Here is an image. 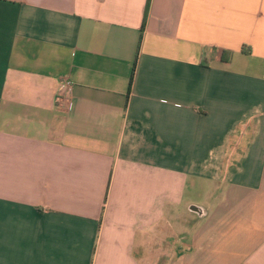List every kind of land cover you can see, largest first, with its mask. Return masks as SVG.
I'll list each match as a JSON object with an SVG mask.
<instances>
[{"label": "crops", "instance_id": "1", "mask_svg": "<svg viewBox=\"0 0 264 264\" xmlns=\"http://www.w3.org/2000/svg\"><path fill=\"white\" fill-rule=\"evenodd\" d=\"M145 3L0 0V264H264V0Z\"/></svg>", "mask_w": 264, "mask_h": 264}, {"label": "built area", "instance_id": "2", "mask_svg": "<svg viewBox=\"0 0 264 264\" xmlns=\"http://www.w3.org/2000/svg\"><path fill=\"white\" fill-rule=\"evenodd\" d=\"M73 86L68 79H61V85L58 89V98L60 101L66 102L68 109H71V95H72Z\"/></svg>", "mask_w": 264, "mask_h": 264}, {"label": "trees", "instance_id": "3", "mask_svg": "<svg viewBox=\"0 0 264 264\" xmlns=\"http://www.w3.org/2000/svg\"><path fill=\"white\" fill-rule=\"evenodd\" d=\"M149 4H150V0H146L144 12H143L142 27H143V25L146 21V18H147ZM241 52H244V49H242Z\"/></svg>", "mask_w": 264, "mask_h": 264}, {"label": "rangeland", "instance_id": "4", "mask_svg": "<svg viewBox=\"0 0 264 264\" xmlns=\"http://www.w3.org/2000/svg\"><path fill=\"white\" fill-rule=\"evenodd\" d=\"M260 73L263 75V71H260ZM262 75H261V76H262Z\"/></svg>", "mask_w": 264, "mask_h": 264}]
</instances>
